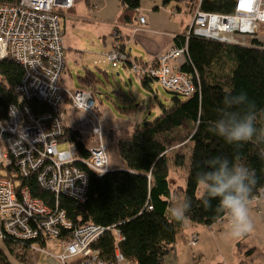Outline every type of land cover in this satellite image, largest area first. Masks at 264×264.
Wrapping results in <instances>:
<instances>
[{"label":"trees","instance_id":"1","mask_svg":"<svg viewBox=\"0 0 264 264\" xmlns=\"http://www.w3.org/2000/svg\"><path fill=\"white\" fill-rule=\"evenodd\" d=\"M122 1L126 9L118 21L129 22L140 3L138 0ZM169 1L164 0L165 3ZM200 2L202 10L223 14L233 11L236 0ZM182 34L175 36L174 45L182 47L186 43V58L180 70L193 75L194 90L188 96L173 97L168 106L162 105L160 114L152 121L135 125L129 135L117 140V151L125 163L124 168H110L104 173L87 168L88 185L83 200L66 195L56 198L40 188L34 179L30 182L32 196L53 208L58 202L56 207L64 211L73 227L94 224L104 228L91 243L103 260H112L117 247L128 261L136 264H163L185 221L210 226L229 214L218 209V199L212 200L213 207L210 209L199 199L198 174L216 155L227 156L233 162H243L255 170L257 183L252 188L250 199L264 187V143L252 141L237 147L212 131L218 109L228 92L238 94L244 91L256 104L258 112L264 110V49L260 42L253 39L250 40L253 46H239L204 40L194 35L186 40ZM98 69L86 68L78 74L76 89L88 90L94 98L101 94L99 87L100 84L105 86L103 76L107 73ZM22 72L21 66L11 60L0 62V73L6 88H0L4 103L15 101L12 88L20 81ZM152 78L147 73L140 75L142 83L147 86ZM31 106L49 111L43 103L34 101ZM257 126L264 128V118ZM65 137L76 146L80 158L89 157L80 133L66 131ZM183 140L190 142L191 147L187 155L185 184L181 187V201L187 196L192 208L186 214L187 219L177 222L168 211L175 205V199L168 182L171 161L167 150L168 145ZM173 160L177 166L184 164L182 157H174ZM70 232L61 229L58 238L64 236L70 239ZM2 240L7 252L0 250V264H12L8 256L21 260L32 246L45 245L47 237L20 240L8 236ZM71 264L76 262L71 261Z\"/></svg>","mask_w":264,"mask_h":264},{"label":"built area","instance_id":"2","mask_svg":"<svg viewBox=\"0 0 264 264\" xmlns=\"http://www.w3.org/2000/svg\"><path fill=\"white\" fill-rule=\"evenodd\" d=\"M72 4L73 0L0 2V62L11 60L23 70L20 81L12 88L15 101L4 103L0 89L1 239L8 236L20 240L38 236L48 239L60 235L61 229L55 226V221L64 217L65 213L58 210L57 205L40 211L43 201L32 196V179L40 188L54 193L56 198L63 193L83 200L88 185L86 169L96 173L110 169L103 117L95 105V98L88 90H68L60 84L66 49L57 15L59 8H68ZM234 11L236 14L225 22L219 14L198 11L196 19L188 27V30L193 27V31L186 32L185 39L194 35L226 44H240L242 41L235 39L232 33L245 36L251 30L249 26L254 25L257 29V21L264 20V0H236ZM212 16L216 17L211 19L213 24H210ZM139 21L145 23V17L140 15ZM122 34L123 31L119 30L115 35L119 37ZM186 53V43L182 47L172 46L143 66L135 60H128L126 47L117 38L107 58L112 65L128 61L132 71L139 76L147 73L166 90L178 92L184 97L194 90L193 75L183 72L180 65L171 62ZM3 82L0 73V88L5 90ZM34 101L47 105L49 111L32 107ZM66 131L90 135L94 143L90 147L86 145L90 151L88 158L78 156L76 146L65 137ZM110 135H117V130H111ZM63 142L68 147L60 151L58 146ZM263 196L264 187L253 199ZM31 221L36 230L29 233L26 227ZM226 222L231 225L230 216L226 217ZM63 229L71 230V238L58 243L64 264H70L72 258H75L76 264H92L96 260L101 264L121 262L117 247L112 260H103L91 247L103 227L94 224L73 227L67 220ZM197 239L198 235L194 233L188 243Z\"/></svg>","mask_w":264,"mask_h":264},{"label":"crops","instance_id":"3","mask_svg":"<svg viewBox=\"0 0 264 264\" xmlns=\"http://www.w3.org/2000/svg\"><path fill=\"white\" fill-rule=\"evenodd\" d=\"M139 2L140 7L134 10L133 17L126 23L118 21L120 12L124 9L121 0H74L71 9H60L63 44L67 53L66 61L71 59L70 55L76 59L77 63L80 62V58L82 59L81 51L75 49L82 46V43H74L73 37L69 38L68 31L71 33L76 29L79 31L92 29L104 45H107L105 40L108 35L111 43L107 45L108 49L105 52L106 61L104 59H94L93 62L96 66L91 69L97 70L99 68L98 70L102 73L106 72V78L108 79V81L106 79V82L112 84L109 80V74L105 70L107 66L105 64L108 62L112 66L107 54L111 50L112 33L116 23L121 24L119 27L125 33L124 41L126 42V50L129 53L128 60L136 59L139 64L145 66L153 62L166 49L172 47L175 44V36L185 31V27L191 19V16L184 12L185 8L183 6L185 4L181 6V11L173 14V4L171 2L165 3L164 0H139ZM137 15H143L146 24L141 26L142 28L140 27L141 30L134 31L133 27L137 25ZM88 39V44L93 43L92 38L88 37ZM134 50L136 53H133ZM181 63L173 65H181ZM120 64L132 71L131 63L127 64L122 61L118 62L114 68L121 66ZM86 68L90 69L85 67L83 71ZM62 84L64 88L68 89L65 87L64 82ZM105 114L108 120L104 118L102 127L108 135L109 132L106 131H109V129L117 130L116 127L119 126L113 124L114 122L109 125V120H112L111 115L108 112H105ZM110 138L109 136L105 137L106 145L108 141L111 142ZM119 168H124V166ZM249 209L254 223V231L243 237H235L231 234V225L226 222V217L230 216L229 214L210 226L185 221L174 244L164 257L163 264H264V197L250 199ZM194 233L198 235L197 242L195 245H188L187 240ZM0 250L7 252L1 238ZM59 251L60 247L57 240L50 237L46 240L45 245H35L29 248L21 260L8 257L12 264H60L55 257V254ZM118 264L134 263L124 261Z\"/></svg>","mask_w":264,"mask_h":264},{"label":"rangeland","instance_id":"4","mask_svg":"<svg viewBox=\"0 0 264 264\" xmlns=\"http://www.w3.org/2000/svg\"><path fill=\"white\" fill-rule=\"evenodd\" d=\"M16 2H18V0L11 3H16ZM170 2L171 4H173L174 7V8L172 7L173 14L174 12L178 13L179 11H181L182 10L181 6L185 4L183 6L185 8L184 12L188 13L187 14L188 16L189 15L191 16L190 22L188 23L187 27H185V31L183 32L184 34H182V36H185V33L188 31L192 33L193 27L190 30H188V27L191 24V22L196 19L197 17L196 13L198 11H200L201 13H211L212 15L221 14L213 11L202 10L200 7V3H201L200 0H171L168 3ZM121 3L122 5H124V9L121 10L119 16H121L122 12L126 9V4L122 0ZM60 9H65V8H59L58 11ZM234 10H235V6L232 12L223 13V14L234 15L236 14ZM139 16L140 15H137V25L133 27V29L136 31L141 30L140 27L146 24V22L141 23L139 21ZM60 17L61 15L58 12L57 18H59V22L61 24ZM214 17L216 16H212L210 18V24H213L211 19ZM257 22L258 23L264 22V20ZM257 29L260 30V32L256 33L255 35L257 36H254L253 38H244L246 35L242 36L240 33L237 32L232 33V36H234L235 39H238L242 42L244 41L245 43H249L251 39L256 40L257 42H260L261 47L264 49V24H261L260 28L258 27L257 24ZM60 32H62L61 37L63 38L62 26L60 27ZM68 36L69 38L73 37L74 43L76 42L82 43V46L75 48L81 51L82 59L80 58V62L77 63L76 59L72 58L70 55L71 59L70 60L68 59L65 63V67L60 78V84L64 88L62 84L64 82L65 87H67L68 89H76L78 85L77 74H82L83 68L85 67H89L90 69L95 68L96 65L93 62L94 59H100V60L104 59L106 61L105 52L107 51L108 49L107 45L111 43V40L107 35L105 40L107 45H104L103 41L101 39H98V35L94 33L92 29H86V30L82 29L80 31L76 29L71 31V33L70 31H68ZM88 37L93 39V43L91 42L90 44H88V40H89ZM212 37L213 36H210V38ZM127 47L129 48V46ZM134 52L136 53L135 50L133 51V53ZM66 57H67V53H66ZM185 58H186L185 55H181L177 57L175 60H173L171 63L172 64H178L180 62L183 63L185 61ZM126 63L128 64L129 62L126 61ZM105 65H107L105 67V70L108 72L109 80L111 81L112 84L106 82L107 78L106 75H104L103 79L107 84L105 86L100 85L99 88L101 94L96 95L95 105L98 107L99 113L102 114L101 116L103 117V120L104 118L105 119L108 118L105 114V112H108L112 118V120H109L108 124L111 125L114 122L113 124H117L119 126L116 127L117 128L116 137L110 135V131L112 129L106 131L107 133L108 132L109 133L108 135H105V137L107 136L111 137L110 138L111 142L108 141L107 144L108 155H109V163H108L109 167L120 169L119 167H123V166L125 167L124 165L125 163L118 154L117 146H116L117 140L121 137H125L129 135V133L131 132L132 128L135 125H142V123L145 121H152L156 116L160 114L162 105L168 106L171 103V100L174 95L168 94L166 92V89L154 78L150 80L149 85L147 86L142 83L140 77L137 74H135L133 71H129V69L124 68L121 64H120L121 66L117 68H114L115 65L112 66L109 65L108 62H106ZM63 92H65V90H63ZM105 93L108 96H106ZM103 122L104 121H102V123ZM81 136L83 137V140L88 147H90L94 143L89 134L83 133ZM67 147L68 144L66 142H63L59 144L58 149L61 151L66 149ZM190 147H191V143L187 142V140L174 142L168 145L167 155L171 161L169 175H168V182H169V187L171 188L174 194L175 204L177 201H181L182 199L183 193L181 190L183 188L181 187H183L185 184V176L187 171L186 167L188 162L187 155L190 152ZM87 151L90 153L88 148ZM174 157L176 159L178 157H182L184 159V164L182 166H177V164L174 163L173 160ZM52 194L56 196L54 193ZM198 194H200V185L198 187ZM60 195H66V194L62 193ZM69 197H74V196H69ZM57 204L58 202H56L55 205ZM227 215L228 214H225L222 217ZM55 239L60 244L62 240L67 238L63 236L60 238L57 237Z\"/></svg>","mask_w":264,"mask_h":264},{"label":"clouds","instance_id":"5","mask_svg":"<svg viewBox=\"0 0 264 264\" xmlns=\"http://www.w3.org/2000/svg\"><path fill=\"white\" fill-rule=\"evenodd\" d=\"M133 60L138 63L136 59ZM262 118L264 110L258 112L256 104L246 92H228L223 97L222 107L218 109V118L212 131L228 144L237 147L252 141L264 143V128L257 126ZM198 179L199 199L209 209L213 207L212 200L218 199V209L230 215V232L233 236L243 237L254 231L249 209L250 194L257 183L254 169L243 162H233L227 156L216 155L199 172ZM191 208L192 202L186 196L168 211L175 221L183 222Z\"/></svg>","mask_w":264,"mask_h":264},{"label":"bare ground","instance_id":"6","mask_svg":"<svg viewBox=\"0 0 264 264\" xmlns=\"http://www.w3.org/2000/svg\"><path fill=\"white\" fill-rule=\"evenodd\" d=\"M73 5H74V0H73V4L70 6V7H68V8H65V10H69L70 8H72L73 7ZM219 16H220V18L225 22V21H227V19L231 16V14H219ZM124 23H126V22H124ZM263 24V23H262ZM119 25H121L120 23H116L115 24V26H114V29H113V33H112V36H113V42H114V40H116L117 38H119L121 41H122V45H124V46H126V42L124 41V37H125V33L123 32V34L121 35V36H119V37H116V33L119 31V30H121L120 29V27H119ZM250 28H251V30H249V32H247V34H246V36L244 37V38H253L254 36H257V35H255L256 33H258V32H260V30H258V29H254V25H251V26H249ZM258 27L260 28V23L258 24ZM258 30V31H257ZM204 40H209V39H205L204 38ZM244 40H246V39H244ZM210 41H216V40H210ZM112 42V43H113ZM217 42H219V41H217ZM220 43H222V42H220ZM253 43H251V41L249 42V43H245L244 41L243 42H241L240 44H234V45H239V46H253L252 45ZM112 46V45H111ZM173 46H175V45H173ZM167 50V49H166ZM165 50V51H166ZM128 52V51H127ZM129 54V53H128ZM162 54V53H161ZM159 56V55H158ZM39 209H40V211L42 212V210L41 209H43L44 211L46 210L47 211V209H52V207L51 206H49L47 203H45L44 201H43V204H42V206H40L39 207ZM67 217L66 216H64V217H58L57 219H56V221H55V226L57 227V228H60V229H63V228H66V225H67ZM27 228V230L29 231V233H32L33 231H35L36 230V226H35V224L34 223H31L28 227H26ZM0 229H3V224H0ZM65 230H67V229H65ZM36 237H30L29 238V240H32V239H35ZM51 238H53V239H55L54 237H51ZM188 241H189V239L187 240V244L188 245H195L196 244V242H197V240L196 241H194L193 243H188ZM59 245V244H58ZM59 247H60V251L58 252V253H56L55 254V257L58 259V261L60 262V264H64V262L62 261V259H61V255H62V249H61V246L59 245ZM119 252V255H120V257H121V262H124V261H128L123 255H122V253L120 252V250L118 251ZM71 261H75V258H72L71 259ZM128 262H131V261H128ZM131 263H134V264H136L135 262H131ZM71 264V263H70ZM92 264H101L99 261H94Z\"/></svg>","mask_w":264,"mask_h":264},{"label":"water","instance_id":"7","mask_svg":"<svg viewBox=\"0 0 264 264\" xmlns=\"http://www.w3.org/2000/svg\"><path fill=\"white\" fill-rule=\"evenodd\" d=\"M168 94L174 95L173 97H179L181 96L178 92L172 91V90H166Z\"/></svg>","mask_w":264,"mask_h":264}]
</instances>
